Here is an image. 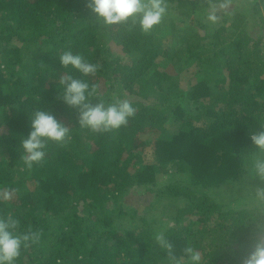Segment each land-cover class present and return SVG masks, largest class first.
I'll list each match as a JSON object with an SVG mask.
<instances>
[{
	"label": "trees",
	"instance_id": "1",
	"mask_svg": "<svg viewBox=\"0 0 264 264\" xmlns=\"http://www.w3.org/2000/svg\"><path fill=\"white\" fill-rule=\"evenodd\" d=\"M252 1L165 0L162 23L143 33L102 25L86 0H0V219L39 236L15 264H176L186 246L205 264H243L264 239V152L250 139L264 127V0ZM65 50L97 73L63 68ZM69 72L95 88L91 103L127 99L134 116L81 128L60 102ZM40 109L69 134L29 168L21 141Z\"/></svg>",
	"mask_w": 264,
	"mask_h": 264
},
{
	"label": "clouds",
	"instance_id": "2",
	"mask_svg": "<svg viewBox=\"0 0 264 264\" xmlns=\"http://www.w3.org/2000/svg\"><path fill=\"white\" fill-rule=\"evenodd\" d=\"M86 7L92 17L106 27L131 21L143 33H149L160 25L168 13L165 0H86ZM58 58L63 68L74 70L81 77L95 75L99 69V65L88 62L71 50L63 51ZM58 84L60 102L77 110V123L81 128L93 132L117 130L135 114L136 109L127 99H115L107 104L98 99L99 102L91 103L90 98L96 95L95 88L90 87L86 79L76 78L70 72L62 76ZM29 121V131L23 136L21 148L24 163L31 168L44 160L48 142H65L69 128L47 109L34 111ZM250 139L259 151L264 152V127L253 133ZM255 168L257 175L264 178V161H258ZM18 225V220L11 216L0 219V264H15L22 248L39 239L36 233L19 234ZM155 242L174 256V247L163 232L156 234ZM182 255L183 260H177L176 264H205L203 254L192 246H186ZM243 264H264V239L255 241Z\"/></svg>",
	"mask_w": 264,
	"mask_h": 264
},
{
	"label": "rangeland",
	"instance_id": "3",
	"mask_svg": "<svg viewBox=\"0 0 264 264\" xmlns=\"http://www.w3.org/2000/svg\"><path fill=\"white\" fill-rule=\"evenodd\" d=\"M253 3H254V0L252 1ZM224 10V8L223 7H220V9H219V11H223ZM226 15H229L230 17L233 15V12H230L229 14H228V12H224ZM177 16L178 15H176L175 13H173L172 14V18L174 19L173 21L174 22H178V20H177ZM222 21H219V22H216V23H218V24H222L221 23ZM177 25V32L175 31V34L177 33V34H179V32H181V30H180V28H179V25L178 24H176ZM158 65H159V67H165L166 65H165V61L163 60V59H161V58H159L158 60ZM166 68V67H165ZM141 139H143V141H144V143H145V155H146V159H147V157H148V152H149V149L151 148V136L150 135H144V136H142L141 137ZM256 171V170H255ZM159 220V219H158ZM159 222H160V220H159ZM162 225V224H161Z\"/></svg>",
	"mask_w": 264,
	"mask_h": 264
}]
</instances>
